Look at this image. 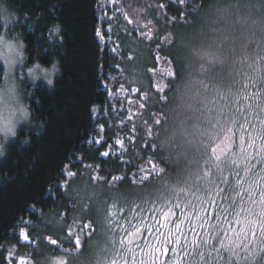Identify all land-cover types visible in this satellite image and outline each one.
Wrapping results in <instances>:
<instances>
[{
    "label": "trees",
    "instance_id": "trees-1",
    "mask_svg": "<svg viewBox=\"0 0 264 264\" xmlns=\"http://www.w3.org/2000/svg\"><path fill=\"white\" fill-rule=\"evenodd\" d=\"M231 2L217 0V7ZM209 4L9 0L23 21L18 26L32 25L24 32L28 63L58 61L61 73L54 87L39 83L33 92L26 86L32 120L43 130L20 128L0 159V264H38L33 240L46 250L45 236L70 246L64 237L74 212L102 189L141 193L144 205H129L118 216L142 227L162 222L160 247L167 244L168 251L158 256L179 253L177 264H200L190 254L198 251L202 230L208 245L264 237V40L254 37L243 51L234 45L230 68L204 72L198 85L204 102L181 112L171 103L184 75L176 39L199 23ZM127 5L147 12L141 18L154 28L152 40L126 23Z\"/></svg>",
    "mask_w": 264,
    "mask_h": 264
},
{
    "label": "clouds",
    "instance_id": "clouds-1",
    "mask_svg": "<svg viewBox=\"0 0 264 264\" xmlns=\"http://www.w3.org/2000/svg\"><path fill=\"white\" fill-rule=\"evenodd\" d=\"M22 22L20 14L9 6V0H0V159L8 154V145L18 136L21 127L43 130L41 124L32 120L33 109L26 86L33 92L39 83L54 87L55 79L61 73L58 61L48 65L39 60L28 63L24 32L30 31L32 25L21 29L18 25ZM59 30L60 26L55 25L54 31ZM257 36L264 40V0H232L223 7H217V0H210L199 23L176 39V59L183 64L184 75L178 79L173 93L174 110H190L195 103L204 102L205 97L198 89L204 72L219 66L230 68L233 46L243 51ZM122 195L132 201L141 193L129 191ZM77 211L90 219L97 231L79 252L67 246L62 251L39 249L38 264H58L61 260H66L67 264H98L102 258L110 257L104 197L91 202L86 211L83 205Z\"/></svg>",
    "mask_w": 264,
    "mask_h": 264
},
{
    "label": "rangeland",
    "instance_id": "rangeland-1",
    "mask_svg": "<svg viewBox=\"0 0 264 264\" xmlns=\"http://www.w3.org/2000/svg\"><path fill=\"white\" fill-rule=\"evenodd\" d=\"M126 1L129 2V4L132 3V0H126ZM122 12H123L122 16H124L126 23L129 26H132V28L138 30L140 32V35L146 41L147 38L146 36L143 35L144 33L153 35L154 28L150 26L148 23H146L143 18H141L142 17L141 15L147 14V12L144 9H140V8L136 9L130 5H127L122 9ZM129 20L132 21V23H129ZM132 62L136 63V60L133 59ZM153 74L154 73L149 72V75H153ZM153 76L155 77V75ZM25 84L27 85L26 81ZM41 84L45 85L44 83ZM101 196L104 197L105 202L107 203V210L113 203L118 204V209H121L123 211L129 205H130L129 208L132 209L135 206L141 207L144 205L143 203L144 198L139 197L138 199L128 201L127 197L122 195L121 192H114L110 189H102L100 191L93 192V197H91L90 200L91 202H95V200H97ZM154 197L155 196L153 195L152 198ZM152 198L148 197L147 201L150 202L151 200H153ZM117 211L120 212L119 210ZM146 211L148 212L149 208H146ZM217 217L220 219H224L225 215L221 212H217ZM72 219H73L72 224L69 227H66L69 232L79 231L82 229L83 223L90 222L88 221L89 219L82 217L77 210L74 212ZM152 227L155 228L156 226H152ZM157 230L160 231L159 229ZM84 231L93 234L94 231L93 226L91 225L89 229ZM69 232H67L66 234H68ZM203 234L204 231L202 230L197 235V237H202L197 240V243L200 244L198 251L190 254V255L200 256L201 257L199 260L200 264H264V237H259L256 239L248 238V239H243L241 241L226 240L224 238L223 242L216 239L212 241L211 245H208L207 241L205 240L206 239L205 237H207L208 232H206V236L204 238H203ZM85 237H89V236L86 235ZM195 243L192 242L190 246L193 248V245ZM117 249L118 246L117 247L111 246L110 257L117 259L120 262V264H124L123 257L126 254L121 253V256L116 255ZM178 254L172 253L170 254V256H167L166 259L163 256L161 257L158 256V264H177V260L175 258L176 256H178ZM184 259H187L189 263H191V261L193 260L191 257L188 256H184ZM137 264H139V261H137Z\"/></svg>",
    "mask_w": 264,
    "mask_h": 264
},
{
    "label": "snow or ice",
    "instance_id": "snow-or-ice-1",
    "mask_svg": "<svg viewBox=\"0 0 264 264\" xmlns=\"http://www.w3.org/2000/svg\"><path fill=\"white\" fill-rule=\"evenodd\" d=\"M180 2H183V0H180ZM161 7H164V5H161ZM129 23H132V21L129 20ZM110 30V29H109ZM146 36L148 40H152L153 36L149 35L147 33L143 34ZM97 36H101L100 31H97ZM103 39V37H101ZM174 42V40H169L167 45H171ZM171 58H166V60H170ZM169 68L171 69L168 73V79H175V66L170 65ZM167 89V84H165V87L162 91H165ZM133 92L135 89L132 90ZM163 98V97H162ZM156 125H159L161 123L160 120H157ZM103 131V128L100 130ZM149 137L152 138V129H149ZM103 137L101 136L100 139H97L95 142L96 144H100ZM91 142V141H90ZM115 143L117 145H121L122 141L121 139L117 138ZM153 148H155V145H153ZM101 155L108 157L109 152L103 151L101 152ZM151 162V161H149ZM67 176L72 177L73 173L69 170L67 171ZM147 176L141 177V180L147 179ZM93 181L97 180H103V177L99 176H93ZM114 181H119L121 179L120 176H116L112 178ZM62 187V185H61ZM89 203H91V200H89ZM88 204L85 205V210L88 208ZM118 204L113 203L109 209L107 210L106 214V226L110 232V243L111 246L117 247L116 255H120L121 253H125L124 255V264H137V261H139V264H158V253L160 254H167L168 246L167 244H164L163 248L160 247L161 242L164 241V235L161 234V231H158L157 229L162 228V222H158L156 225L157 227L153 228L150 225L147 226H140L137 223L131 222H125L123 220V217L118 216ZM120 212H123V210L119 209ZM91 227V222L83 223L82 229L79 231H72L69 232L68 236L64 237V239H67L70 241V246H67L69 248H74L77 250V252L82 250L83 246V238L87 235L91 236L90 233L85 232L84 230L89 229ZM117 233L119 235L117 236ZM155 233V234H153ZM20 236L23 241L27 242L29 240V236L25 234V230L21 229ZM45 241L48 246L49 250L57 251V250H63L65 245L62 241H58L56 238H53L51 236H45ZM33 244L36 248V250H39V244L36 243L35 240H33ZM70 254V253H69ZM130 257V258H129ZM139 257V259H138ZM58 264H67L66 260L58 261ZM98 264H120V262L111 257L102 258Z\"/></svg>",
    "mask_w": 264,
    "mask_h": 264
}]
</instances>
